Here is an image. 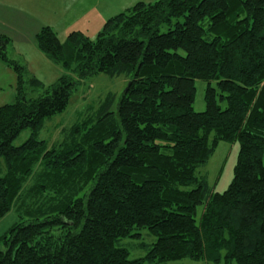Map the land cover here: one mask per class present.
Here are the masks:
<instances>
[{"label": "trees", "instance_id": "16d2710c", "mask_svg": "<svg viewBox=\"0 0 264 264\" xmlns=\"http://www.w3.org/2000/svg\"><path fill=\"white\" fill-rule=\"evenodd\" d=\"M35 40L66 73L45 91L26 82L0 37V61L18 77L16 102L0 108V221L13 208L30 217L0 237V264H264V0L138 3L96 40L60 41L50 27ZM100 74L129 84L49 149L45 122ZM196 81L209 83L203 113ZM26 83L41 95L28 98ZM222 141L240 151L230 187L215 194L198 171ZM142 230L156 243L131 260L118 243Z\"/></svg>", "mask_w": 264, "mask_h": 264}, {"label": "rangeland", "instance_id": "374dc122", "mask_svg": "<svg viewBox=\"0 0 264 264\" xmlns=\"http://www.w3.org/2000/svg\"><path fill=\"white\" fill-rule=\"evenodd\" d=\"M0 0L1 3L10 8L2 14L7 17L15 16L13 13L20 12L25 15L33 16L42 11L54 13L53 23H59V18L66 24L65 33L59 36L60 41H65L69 33L80 32L90 40H96L103 30L108 19L115 17L125 10L138 3L153 4L158 0ZM73 3V4H72ZM71 5L70 9L68 6ZM68 8V11L66 10ZM59 11V12H58ZM69 20V21H68ZM68 21V22H67ZM18 24V22H17ZM9 24L0 26V33L8 31ZM169 27L164 25L160 33L168 32ZM2 35H0L1 37ZM9 60L16 61L25 70V80L35 78L40 81L45 90L51 89L56 85L59 79L66 73L64 69L48 60L38 49L35 42L29 41L25 44L11 43L7 49ZM129 84V78L126 76L110 77L105 74L97 75L80 84L75 93L71 96L66 111L45 122L39 139L44 141L48 148L59 147L66 138L71 135V129L83 120L89 114L97 111L109 95L116 99L122 96ZM213 89L217 88V83H210ZM209 83L206 81L195 82V100L193 104L194 112L203 113L207 109L206 92ZM25 92L28 98H37L41 95L40 91H34L28 83L24 84ZM18 94V77L14 70L0 61V108L14 104ZM220 106L225 109L226 104ZM117 105L114 104V110ZM31 137V131L25 130L13 142L14 147H20ZM240 145L238 142H220L208 160L207 164L201 167L198 174L206 178L208 187L212 193L223 194L230 187L235 167L238 162ZM4 161H2V165ZM4 166V165H3ZM1 170V169H0ZM27 210L19 211L12 209L4 219L0 221V237L16 223L29 221L30 217L26 215ZM203 207L197 208L195 216L198 224L201 222ZM133 234L138 236L125 238L118 243V247L125 249L131 260L146 259L151 248L156 243L148 230L135 231ZM1 250V249H0ZM146 264H155L145 261ZM224 263V262H222ZM164 264H211L204 260L194 261L186 258L179 261L166 262Z\"/></svg>", "mask_w": 264, "mask_h": 264}, {"label": "crops", "instance_id": "0c3cea01", "mask_svg": "<svg viewBox=\"0 0 264 264\" xmlns=\"http://www.w3.org/2000/svg\"><path fill=\"white\" fill-rule=\"evenodd\" d=\"M82 1L83 0H80L79 5L81 4ZM73 3L76 4V0H74ZM70 7L71 5L68 6L69 9ZM6 8H10V6H6L5 4L0 2V26L1 25L5 26L7 25V23L10 26L8 28V31H3L2 33H0V35L9 38L10 44L11 43L25 44L29 41L35 42L36 35L44 27L52 28L58 35V38L61 34L65 33L66 24L63 22L66 21H62L59 18V23L57 24L53 23V21L55 20L54 13L42 11L38 14L30 16L28 14L25 15L20 12H17V13H13L15 16L7 17V15H5L6 13L2 14L3 12L6 11ZM68 8L66 9L67 11Z\"/></svg>", "mask_w": 264, "mask_h": 264}]
</instances>
